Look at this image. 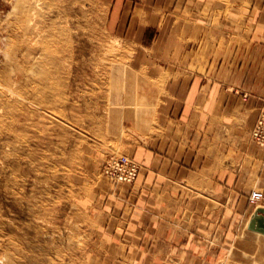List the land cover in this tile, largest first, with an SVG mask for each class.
Returning a JSON list of instances; mask_svg holds the SVG:
<instances>
[{"label": "rangeland", "instance_id": "374dc122", "mask_svg": "<svg viewBox=\"0 0 264 264\" xmlns=\"http://www.w3.org/2000/svg\"><path fill=\"white\" fill-rule=\"evenodd\" d=\"M139 5L0 0V264H264L247 240L246 252L233 240L221 255H141L139 238L125 240L126 226L111 222V189L139 174L112 182L105 161L125 155L141 171L135 151L170 132L191 77L205 75L211 58L233 51L222 44L238 39L219 30L214 13L203 30L209 11L181 17L170 9L156 32ZM188 52L196 64H179ZM260 119L264 108L249 140L264 148L253 138ZM250 195L236 233L248 231L251 208L262 203ZM218 242L205 244L214 250Z\"/></svg>", "mask_w": 264, "mask_h": 264}, {"label": "crops", "instance_id": "0c3cea01", "mask_svg": "<svg viewBox=\"0 0 264 264\" xmlns=\"http://www.w3.org/2000/svg\"><path fill=\"white\" fill-rule=\"evenodd\" d=\"M170 9L181 17L209 11L203 16L205 31L211 29L207 27L214 13L220 18L219 30L235 32L238 39L222 44L233 51L211 58L205 75L191 77L173 111L177 115L165 126L170 132L135 151L142 169L134 184L111 189V222L126 226L125 240L139 238L141 255H221L233 240L242 241L237 252H246V234L235 231L251 206L253 189L263 191V200L251 208L245 224L255 208L264 207V148L249 140L264 108V0H229V5L140 0L138 13L147 21L155 19L158 32ZM245 33H251L249 39H240ZM188 54L179 64H196ZM212 240L219 241L214 250L205 244Z\"/></svg>", "mask_w": 264, "mask_h": 264}, {"label": "built area", "instance_id": "2783aa9c", "mask_svg": "<svg viewBox=\"0 0 264 264\" xmlns=\"http://www.w3.org/2000/svg\"><path fill=\"white\" fill-rule=\"evenodd\" d=\"M253 138L258 144L264 145V119H260L254 127ZM139 171V164L125 155L111 156L103 165V173L115 183H131L137 178ZM261 198L262 193L258 191H253L250 195L251 202Z\"/></svg>", "mask_w": 264, "mask_h": 264}, {"label": "water", "instance_id": "95a60500", "mask_svg": "<svg viewBox=\"0 0 264 264\" xmlns=\"http://www.w3.org/2000/svg\"><path fill=\"white\" fill-rule=\"evenodd\" d=\"M247 229L264 235V207H257L251 214Z\"/></svg>", "mask_w": 264, "mask_h": 264}, {"label": "bare ground", "instance_id": "6f19581e", "mask_svg": "<svg viewBox=\"0 0 264 264\" xmlns=\"http://www.w3.org/2000/svg\"><path fill=\"white\" fill-rule=\"evenodd\" d=\"M260 200H263L262 198ZM256 209V208H255ZM246 235H248L247 237H251V239L248 238L249 241H252V246L254 244L256 251L258 253H263V249H264V235L261 233H256L254 231L248 230L247 232H244ZM256 234V235H255ZM256 239H255V237Z\"/></svg>", "mask_w": 264, "mask_h": 264}]
</instances>
